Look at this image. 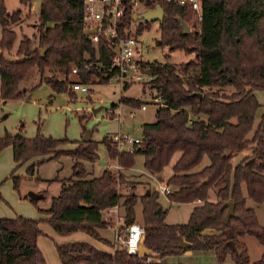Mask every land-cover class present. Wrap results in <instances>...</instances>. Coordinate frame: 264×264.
Masks as SVG:
<instances>
[{"label": "trees", "instance_id": "16d2710c", "mask_svg": "<svg viewBox=\"0 0 264 264\" xmlns=\"http://www.w3.org/2000/svg\"><path fill=\"white\" fill-rule=\"evenodd\" d=\"M20 2L29 6L32 0ZM140 2L146 9L158 4L163 7L162 43L173 50L194 53L195 58L177 64L142 61L161 99L156 119L142 124L141 142L135 144L132 153L119 151L111 138L105 137L102 142L110 158L125 169L135 165L137 155H143L144 166L151 174L163 172L173 155L181 151L168 178V198L174 202H201L189 220L167 223L168 209L159 201V191L149 189L142 195L126 192L124 187L130 185L124 186L127 182L121 170L107 167L100 175L88 178L84 161L97 158L95 140L55 138L43 134L40 128L34 137L6 132L0 136V153L11 146L18 165L41 157L28 167L30 174L53 158L67 155L73 159L72 175L60 179L61 190L50 207H39L50 215L46 221L61 235L84 231L106 241L99 234L100 228L111 226L103 218L104 211L119 205L125 209L127 221H135L134 209L140 199L145 226L143 245L155 257L178 255L187 249H213L218 264L227 256L233 264H249L242 238L252 235L264 244V226L259 224L254 208L247 206V198L264 204V113L248 138L259 106L253 91H264V0H202L201 20L190 8L168 0ZM134 12L129 4L126 20L130 21ZM21 13L20 9L10 12L6 0H0V99L4 102L30 98L42 85H24L36 70L55 92H67L72 97L76 91L73 82L87 83L99 75L91 70L80 72L75 79L71 77L72 66L83 67L85 62L94 61L97 50L106 64L113 56L104 41L95 45L85 35L83 0H41L38 33L23 34L16 45L18 35L12 24ZM181 20L190 21L196 30L185 32ZM142 29L139 26L138 31ZM15 47L17 59H8L5 53ZM46 68L59 70L62 78H44ZM120 102L142 106L139 98L121 97ZM68 143L75 145L62 148ZM245 150L239 162L232 165L233 155ZM204 156L210 163L196 170ZM11 176L18 189L22 177L14 172ZM211 190L215 201L208 199ZM227 201L234 203V210L225 222ZM40 222L24 216H0V264H48L38 245L43 234ZM56 248L63 264H149L144 263L148 254L140 258L121 246L113 253L84 241L57 244ZM252 264H264V253Z\"/></svg>", "mask_w": 264, "mask_h": 264}, {"label": "rangeland", "instance_id": "374dc122", "mask_svg": "<svg viewBox=\"0 0 264 264\" xmlns=\"http://www.w3.org/2000/svg\"><path fill=\"white\" fill-rule=\"evenodd\" d=\"M6 5L10 12H15L18 9L22 12L20 19L12 24V27L18 35L16 45H18L23 34L31 36L38 33L40 14L39 0H32L29 6L22 5L20 0H6ZM135 11H140L139 13L143 12V3L139 2V5L135 7ZM135 23L138 26L136 33L140 40L137 57L143 62L158 60L164 63L177 64L195 58L194 53H186L182 49L173 50L169 45H164L162 41L161 43L159 42L161 40L160 20L137 18ZM186 23L191 31L196 30L195 27L191 26L190 21ZM139 26H143L141 32L137 31ZM1 31L2 26L0 24V37ZM15 51L16 47L13 48L12 52H6V57L11 60L17 59V56L14 54ZM143 70H146V68L143 67ZM138 73L142 75V78L130 83L125 89L117 79L102 82L96 77H92L87 82L90 92L77 90L74 91V96L71 97L67 92H64L67 95L54 96V90L46 84L45 80H42L43 78L40 77L36 70L30 79L31 81L29 80V83H24V85L28 84L30 86H36L39 83L42 84L35 88L30 98L9 99L7 102L0 99V136L6 132H10L12 134L19 133L25 137H34L37 134L38 128H40V131L47 136H53L55 138L68 137L70 140L78 141L84 140L86 133L89 132L91 140L98 142V157L94 161H84V166L88 171V178L100 175L104 167L118 170V161L110 158L106 144L102 142L103 139L105 137L112 139V135L120 130L129 133L131 136H139L142 124L155 121L156 110L160 106L158 89L152 85L150 74L144 71H139ZM53 76L62 78L63 75L55 68H52V70L46 68L44 78ZM71 77L77 78L75 75ZM253 93L257 98L259 106L256 110L252 130L248 133V138L252 136L260 121L261 115L264 113V91L254 90ZM121 97L139 98L142 100L141 105L145 104L146 108L143 109L142 106L134 107L121 103ZM131 111L134 112V116H131ZM80 116H84L86 119L81 120ZM68 145V148H71L75 144L68 143ZM7 149H10V146L3 149L0 153V213L10 216L17 214L37 215V208L49 205L51 198L60 192L61 184L55 177L59 176L61 179L70 177L73 172L74 161L67 155L45 161L38 166L34 176H31L32 179L22 177L19 188L15 189L12 179L8 177L14 161L11 155L4 153ZM181 153V151L176 152L170 163L165 166L163 170L165 179L173 173V165L179 159ZM242 157V152L233 155L231 159L232 165L237 164ZM209 163V157L204 156L201 164L195 169H202ZM135 167L149 174L144 166L143 155L139 154L136 156ZM126 170L128 169L121 168V171ZM24 173L25 169L23 168L21 174ZM146 174L139 175L135 173L132 181L140 180L144 183L148 178ZM6 177L7 179H5ZM126 185L127 183H124V186ZM130 188L131 191L135 192V185L130 184ZM139 189H137V194H140ZM38 191H41L43 194L45 193V196L42 194L43 198L38 199L36 203L31 201L30 198L25 197L30 192ZM243 192L246 194L245 190ZM209 195L214 196V191L211 190ZM159 201L163 203L165 208L170 206L168 198L164 194L159 196ZM247 206L254 208L259 224L264 226V204L254 203L251 199L247 198ZM188 209L189 205L185 203H175L169 209L166 216L167 221L171 223L172 221H185L184 219H188V212H186ZM120 213H125L123 207H120ZM134 213L135 220L142 223V204L140 199L135 205ZM42 227L44 228V234L40 238V245L43 252L50 264H62L57 254L56 245L64 241L63 238L65 236L56 233L48 222L43 221ZM103 231L105 233H111L112 229L107 227ZM76 234H79L77 236L81 241L98 242L96 241L97 239L86 232L79 231ZM242 240L248 249L249 264H252L253 261L257 260L264 253V244L259 243L252 235H245ZM114 248H116L115 245ZM175 258V255H169L165 261L168 259L174 261ZM153 262L154 264H158L156 261ZM222 264H233V261L230 256H227Z\"/></svg>", "mask_w": 264, "mask_h": 264}, {"label": "built area", "instance_id": "2783aa9c", "mask_svg": "<svg viewBox=\"0 0 264 264\" xmlns=\"http://www.w3.org/2000/svg\"><path fill=\"white\" fill-rule=\"evenodd\" d=\"M182 7L190 8L196 15L198 20L203 18L202 0H168ZM140 0H83V26L84 33L91 30L89 35H86L93 44H98L100 41L108 46L113 52L112 58L108 63H104L96 51L94 61L85 62L83 67L78 65L72 66V74L79 75L80 72H88L95 70L99 75L98 80L102 78L117 79L123 87L132 82L140 80L142 75L138 72L143 70V63L137 57L139 53L140 40L136 33L138 27L135 23L140 11H135L132 19L126 20V9L129 4H132L134 10L139 5ZM146 8L144 7V11ZM138 31V29H137ZM145 68V67H144ZM74 90L82 92H90L88 83L75 81L72 84ZM161 102V99L158 97ZM145 109L146 105L143 104ZM131 116L134 112L131 111ZM112 140L119 151L132 153L135 144L141 142V136H131L122 130L115 132L112 135ZM118 164V170H121ZM115 170V171H118ZM161 191L168 196L171 188L168 185H161ZM126 192L131 191L130 186L125 187ZM119 205L110 207L104 211V220L111 224L114 229V245L121 246L128 253L138 255L140 258L146 253L141 251V246L145 238V226L137 221H127V215L120 213ZM153 260L149 256L144 263H150Z\"/></svg>", "mask_w": 264, "mask_h": 264}, {"label": "crops", "instance_id": "0c3cea01", "mask_svg": "<svg viewBox=\"0 0 264 264\" xmlns=\"http://www.w3.org/2000/svg\"><path fill=\"white\" fill-rule=\"evenodd\" d=\"M39 1H41V0H39ZM54 96L55 95H67V94H65L64 92H60V93H58V92H55L54 91V94H53ZM139 135V134H138ZM139 136H141V133H140V135ZM69 147V145H67V146H62V148H68ZM2 152V151H1ZM247 152V150H245V151H243L242 153H243V155L245 154ZM4 153H7L8 155H11L12 156V159H13V161H14V164H13V166H12V170H11V172H10V174H9V178L10 179H12V181H13V178H12V176H11V174L14 172V175H16V176H21V177H24V178H31L32 179V177L31 176H34V174L36 173V171H37V169H38V166L37 167H35V170L33 171V173L32 174H30L29 172H28V167L31 165V164H33L34 162H37V161H39V160H41L42 158L41 157H35V158H33L31 161H29L28 163H25V164H23V165H18V163L14 160V152H13V148L10 146V149H7V150H5L4 151ZM98 157V156H97ZM117 165H118V163H117ZM25 169V173L24 174H21V171H22V169ZM106 167H104L103 169H102V171L105 169ZM102 171H101V173H102ZM122 173H123V175H124V177H125V180H126V182H127V184L128 185H130V184H133V185H135L136 186V190H135V194H137V189H139L140 190V194H137V195H142V194H144L145 192H149V189H153V190H158L159 191V193H160V196L162 195V194H164V193H162V191H161V185H168L167 184V182H168V178L169 177H167L166 179L164 178V176H163V172H161V173H159V174H151V173H149V174H146L145 172H143L142 170H139V169H137L136 167H135V165L133 166V167H131V169L129 170H126V171H122ZM135 173H138L139 175H141V174H146L147 175V179H146V181L144 182V183H142L140 180H135V182H133L132 181V179H133V177H134V174ZM144 177V176H143ZM58 181H59V183L62 185V182L60 181V177L59 176H57V177H55ZM55 178H54V180H55ZM158 178V179H157ZM5 179H7V177L5 178ZM35 179H37V177H35ZM14 183V182H13ZM61 185H60V190H61ZM14 187V186H13ZM15 188V187H14ZM134 192V191H133ZM36 193H39V194H43L41 191H38V192H36ZM139 193V192H138ZM59 194V193H58ZM44 195V194H43ZM43 195L40 197V198H43ZM29 196V195H28ZM45 196V195H44ZM56 196V195H55ZM166 196V195H165ZM54 197V196H53ZM52 197V198H53ZM167 198H168V196H166ZM39 198V199H40ZM52 198H51V201H50V203H49V205H47V206H40V208H49L50 207V205H51V202H52ZM208 199L209 200H211V201H215L216 199H215V194H214V196H208ZM38 200V199H37ZM168 201H169V203H170V206L167 208L168 209V212H169V209H170V207L172 206V205H175V203H177V202H174V201H170L169 200V198H168ZM161 202V201H160ZM181 203H183V202H181ZM161 204L163 205V203L161 202ZM185 204H187V205H189V209L188 210H186V212H188V219H184L185 221H172V223L171 222H168L167 221V218L165 219L166 220V222L167 223H170V224H176V223H185V222H187L188 220H189V218H190V215H191V212L193 211V209H194V207L195 206H197V205H199V204H201V202L200 201H194V202H187V203H185ZM164 207V206H163ZM37 210H38V214L37 215H34V214H28V215H24V214H17V215H15V216H10V215H8V214H4V213H0V216H2V217H18V216H24V217H27V218H37V219H41V222H40V227H41V229L44 231V228L42 227V222L44 221V222H47L46 220L50 217V215H47V214H44L43 212H41L40 210H39V207L37 208ZM120 210V209H119ZM104 214V213H103ZM103 218H104V215H103ZM136 221V220H135ZM138 222V221H137ZM52 227V226H51ZM109 228L110 229H112V232L110 233V232H104L103 231V229H106V228H100L99 229V234H100V236L103 238V239H105L106 241H103V240H99V239H97V238H95V239H97L96 241H98V242H90V241H84V242H88V243H90V244H92V245H94L95 247H97V248H99V249H101V250H104V251H107V252H110V253H113L114 252V250H115V248H114V229H113V227L112 226H109ZM52 229H53V227H52ZM55 231V230H54ZM209 230H207V232H208ZM56 232V231H55ZM76 232H79V231H75V232H73V233H71V234H68V235H63V236H65V238H63L64 239V241H62V242H60L59 244H63V243H71V242H77V241H81L80 239H78L79 237L77 236V235H79V234H76ZM82 232H84V231H82ZM57 233V232H56ZM44 234V233H43ZM59 234V233H58ZM88 234V233H87ZM90 235V234H89ZM41 236L42 235H40V237L38 238V245H39V247H40V249H41V251L43 252V250H42V247H41V245H40V238H41ZM56 250H57V248H56ZM145 253V252H144ZM57 254H58V252H57ZM146 254H148V253H146ZM43 255H44V257H45V259L47 260V263L48 264H50L49 263V261H48V259H47V257H46V255H45V253L43 252ZM150 257H151V259L153 260V261H156V263H158V264H218V259H217V256H216V253H215V251L213 250V249H207V250H193V249H187L185 252H183L182 254H178V255H175L176 256V258H175V260L174 261H172V260H167V261H165V259H167L168 258V256H166V257H164V258H160V257H155L154 256V254L152 253V254H148ZM154 256V257H153ZM58 257H59V254H58ZM59 259H60V257H59ZM60 261H61V259H60ZM150 262L149 264H154V262ZM62 263V262H61ZM63 264V263H62Z\"/></svg>", "mask_w": 264, "mask_h": 264}, {"label": "water", "instance_id": "95a60500", "mask_svg": "<svg viewBox=\"0 0 264 264\" xmlns=\"http://www.w3.org/2000/svg\"><path fill=\"white\" fill-rule=\"evenodd\" d=\"M135 17L143 18L145 20H160V21H162L164 18V10H163V7L158 4L153 9H147L141 13L136 14ZM181 23L183 25L185 32L191 31L190 27L187 25V23L185 21L181 20ZM91 32H94V30L93 31H91V30L86 31V35H89ZM159 42L161 43V40H159ZM146 73L149 74L150 71L147 70ZM84 140H86V141L91 140V135L89 134V132L86 133ZM97 156H98V154H97ZM28 195L30 196V198H32L34 200H37L42 196V194H39L36 192H30ZM225 205L227 206V210H226L224 219H225V222H227L229 217L233 214L234 203L232 201H227V202H225ZM129 220L132 221V218H129ZM185 244H187V243L182 242V245H185ZM141 251L148 253V254H152V252L149 249H147L144 245L141 246Z\"/></svg>", "mask_w": 264, "mask_h": 264}]
</instances>
